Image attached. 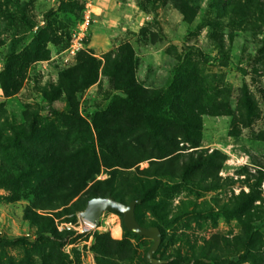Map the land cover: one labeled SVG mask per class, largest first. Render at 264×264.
I'll use <instances>...</instances> for the list:
<instances>
[{"label": "rangeland", "instance_id": "obj_1", "mask_svg": "<svg viewBox=\"0 0 264 264\" xmlns=\"http://www.w3.org/2000/svg\"><path fill=\"white\" fill-rule=\"evenodd\" d=\"M185 1L191 20L183 18L180 0H91L85 46L65 63L60 53L80 23L84 0H0V233L32 241L40 232H74L59 244L52 238L26 246L0 243V264H99L96 256L104 252L99 244L113 252L104 258L108 264H183L178 257L189 264L196 257L218 264H264V24L232 21L210 0ZM122 44L133 50L135 78L143 88L164 91L180 62L190 60L227 106L222 113L201 115L200 144L179 142L178 163L151 157L131 167L101 166L96 183L62 205L54 180L63 172L45 169L44 162L60 156L64 140L75 149L91 140L101 152L86 123L92 127L93 116L112 96H124L100 72L105 54L113 56ZM35 50L47 58L34 59ZM12 53L18 54L12 63L20 62L18 88L9 94L3 84H14L5 70ZM86 54L100 60L98 78L75 93L70 108L64 92L53 86L59 72ZM244 92L253 104L248 113L241 103ZM68 110L83 122H69ZM32 120L42 130L55 131V138L15 132L20 127L29 132ZM7 136L17 140L9 144ZM121 136L129 145L123 154L128 161L155 152L143 135L140 149L130 131ZM150 159L164 162L172 176L152 173L155 165L144 172ZM181 162L188 164L184 173ZM93 194L125 203L139 200L134 206L138 221L161 229L153 253L161 261L146 260L153 239L127 230L119 212L103 210L85 229L80 212Z\"/></svg>", "mask_w": 264, "mask_h": 264}, {"label": "trees", "instance_id": "obj_2", "mask_svg": "<svg viewBox=\"0 0 264 264\" xmlns=\"http://www.w3.org/2000/svg\"><path fill=\"white\" fill-rule=\"evenodd\" d=\"M180 1L179 7L183 18L191 20L193 14L186 11L191 7L185 0ZM210 2L213 3L217 13L230 17L232 21L237 19L253 20L264 24V2L261 0H210ZM14 55L18 54L12 53L11 56H7L5 62L6 77L14 83L11 88L3 84V90L9 94L18 88L16 68H19L20 61L18 59L14 65L12 63L14 61L12 56ZM38 58L46 59L47 54L41 55L35 50L34 59ZM100 65V60L90 54L81 56L76 64L59 72L58 83L53 86V89L64 92L66 102L71 108L75 101V93L82 91L97 80ZM100 72L107 76L111 87L124 96H112L108 107L93 116L92 127L86 123L88 130L91 131L92 128L97 136V141L101 147L99 155L96 153L91 140H83L76 149L67 146L68 140H64L62 149L59 151L60 156L56 160L51 159L48 163L44 162L45 169L63 172L58 179L54 180L62 192V205L83 191L87 184L96 183L94 181L95 174L99 172L101 166L109 168L113 166L131 167L137 162L151 157H166L161 161L178 163L176 160L178 153H180L178 150L183 149L179 146V142H187L190 147H196L200 144L201 115L222 113L227 106V102L220 101L218 96L212 92V88L205 82V79L190 60L180 62L172 83L164 91L148 90L137 82L134 73L133 50L128 44L120 45L113 56L110 53L105 54ZM241 103L246 108L247 113L251 112L253 104L245 92L242 94ZM65 114L70 115L71 121L69 120V122L72 124H75L77 120L83 122L78 112L68 110ZM126 130L132 133V140H136L139 149L144 146V142H141L142 139L139 137L143 135L145 136L144 140L152 142L150 148L155 152L136 161H128L123 158V154L129 152L126 150L129 145L123 142L124 139L121 136ZM15 132L25 138L48 137L49 140L54 139L56 135L53 130H42L37 120L30 122L29 132L22 127ZM4 140H8L7 143L12 144L17 138L7 136ZM119 140H122V143ZM106 152L109 154L108 156H106ZM148 162L149 165L143 169L144 172L155 165L152 173L160 171L161 175L172 176L168 174L170 170L165 167L164 162L162 165L157 160L150 159ZM192 163L194 164V161ZM204 163H212V160L205 158ZM159 166L162 167V170ZM187 166L186 162H181L180 167L183 173ZM49 181L47 184L50 185ZM156 183L159 182L150 183L149 191ZM95 196L107 195L93 194L91 197ZM143 197L139 198L142 199ZM134 216L140 223L136 215ZM263 223L264 221L261 222L260 226ZM73 233L72 230H66L64 234L53 230L50 235L46 232H40L32 241L23 235L5 236L0 233V243L26 246L52 238L53 242L59 244ZM99 249L104 252L101 253V256H96L97 262L108 264L104 258L113 252L102 244H99ZM178 260L183 264H189L181 257H178ZM192 263L218 264L202 257L194 258Z\"/></svg>", "mask_w": 264, "mask_h": 264}, {"label": "water", "instance_id": "obj_3", "mask_svg": "<svg viewBox=\"0 0 264 264\" xmlns=\"http://www.w3.org/2000/svg\"><path fill=\"white\" fill-rule=\"evenodd\" d=\"M138 201L139 200L132 199L128 203H125L111 195L95 196L87 200L84 209L80 212V215L92 223H97L98 217L103 210L110 209L119 212L122 217V222L127 230L153 239V243L147 249L145 257L150 263H158L161 260L154 257L153 253L159 245L161 230L156 225L144 226L137 222L134 216V206Z\"/></svg>", "mask_w": 264, "mask_h": 264}, {"label": "built area", "instance_id": "obj_4", "mask_svg": "<svg viewBox=\"0 0 264 264\" xmlns=\"http://www.w3.org/2000/svg\"><path fill=\"white\" fill-rule=\"evenodd\" d=\"M91 15V0H84V7L80 23L78 24L76 29L70 34V38L66 48L60 53L61 61L68 63L71 58H73L78 53V51L84 48L86 28L91 20ZM87 222L92 224V222L84 219L85 229L89 228Z\"/></svg>", "mask_w": 264, "mask_h": 264}, {"label": "crops", "instance_id": "obj_5", "mask_svg": "<svg viewBox=\"0 0 264 264\" xmlns=\"http://www.w3.org/2000/svg\"><path fill=\"white\" fill-rule=\"evenodd\" d=\"M97 4H100L101 5V2L99 3V1H98Z\"/></svg>", "mask_w": 264, "mask_h": 264}, {"label": "bare ground", "instance_id": "obj_6", "mask_svg": "<svg viewBox=\"0 0 264 264\" xmlns=\"http://www.w3.org/2000/svg\"><path fill=\"white\" fill-rule=\"evenodd\" d=\"M87 224L89 225L90 223L87 222Z\"/></svg>", "mask_w": 264, "mask_h": 264}]
</instances>
